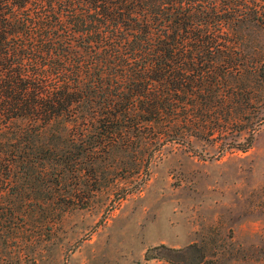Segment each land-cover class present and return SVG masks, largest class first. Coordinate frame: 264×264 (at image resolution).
Listing matches in <instances>:
<instances>
[{
	"label": "trees",
	"instance_id": "16d2710c",
	"mask_svg": "<svg viewBox=\"0 0 264 264\" xmlns=\"http://www.w3.org/2000/svg\"><path fill=\"white\" fill-rule=\"evenodd\" d=\"M263 25L264 0H0V167L19 168L0 173V191L27 168L72 164L48 133L86 140L82 153L164 120L223 135L249 108L235 86L264 84V56L244 39ZM194 246L144 258L177 264Z\"/></svg>",
	"mask_w": 264,
	"mask_h": 264
},
{
	"label": "rangeland",
	"instance_id": "374dc122",
	"mask_svg": "<svg viewBox=\"0 0 264 264\" xmlns=\"http://www.w3.org/2000/svg\"><path fill=\"white\" fill-rule=\"evenodd\" d=\"M244 39L264 56V25ZM235 87L249 108L223 135L164 120L82 153L86 140L49 135L63 134L54 122L43 141L73 162L27 168L0 191V264H170L144 258L161 244L195 245L177 264H264V84Z\"/></svg>",
	"mask_w": 264,
	"mask_h": 264
}]
</instances>
